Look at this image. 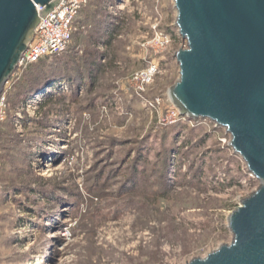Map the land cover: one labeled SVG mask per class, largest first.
Listing matches in <instances>:
<instances>
[{
    "label": "rangeland",
    "instance_id": "rangeland-1",
    "mask_svg": "<svg viewBox=\"0 0 264 264\" xmlns=\"http://www.w3.org/2000/svg\"><path fill=\"white\" fill-rule=\"evenodd\" d=\"M115 1L103 6L122 22L109 46L100 37L94 45V36L73 38L49 68L55 79L7 107L0 125V264H185L230 242L228 214L257 186L224 130L201 120L162 126L166 107L143 108L133 94V75L152 61L161 74L148 99H165L178 78L173 55L185 41L172 0H144L141 7L130 0L114 16ZM155 19L171 39L160 53L148 44ZM99 55L104 68H94L91 85L78 84L76 75ZM22 74L15 71L6 97ZM58 81L65 89L36 111H21ZM168 147L177 150L164 180ZM48 159L51 167L39 170ZM133 168L138 176L130 185ZM200 172L202 181L195 178ZM231 178L238 184L222 188Z\"/></svg>",
    "mask_w": 264,
    "mask_h": 264
},
{
    "label": "water",
    "instance_id": "water-1",
    "mask_svg": "<svg viewBox=\"0 0 264 264\" xmlns=\"http://www.w3.org/2000/svg\"><path fill=\"white\" fill-rule=\"evenodd\" d=\"M60 1L0 0V96L41 18ZM172 3L185 47L173 55L178 78L168 97L181 116L224 130L257 182L228 214L230 242L185 264H264V0ZM53 92L36 94L46 99Z\"/></svg>",
    "mask_w": 264,
    "mask_h": 264
},
{
    "label": "built area",
    "instance_id": "built-area-1",
    "mask_svg": "<svg viewBox=\"0 0 264 264\" xmlns=\"http://www.w3.org/2000/svg\"><path fill=\"white\" fill-rule=\"evenodd\" d=\"M89 1L90 0H61L51 13L41 18L40 23L35 31V35L31 43L28 45L27 50L23 53L17 68L23 69L44 58L53 57L64 53L71 43L73 33L77 30L79 14L81 10L89 3ZM132 1L141 7L144 0ZM129 3L130 0H116L115 5L109 6V10H113L114 16H116L118 13L124 11V9L128 7ZM120 5L122 6V9H119ZM37 10L40 11L41 8L37 7ZM151 29L154 33V38L148 44L157 50L155 53H160L170 44V36L158 30L157 19H155ZM159 74H161V71L158 64L154 61L150 62L144 70L136 72L131 79L132 90L134 92L133 94L137 97L143 108L150 109L158 113V110L162 106L166 107V113L162 126H170L182 123V121L183 123L186 121L191 123V120L180 115L179 110L171 103L168 93L165 99L161 96H156L152 99H148L146 97V92L152 86L155 78ZM47 86L45 87L47 92H57L59 90L65 89V84H62V82L59 81L50 84V88H47ZM43 100V98L38 97V94H35L30 99L25 101L24 106L21 107V111L26 109L25 111L27 113L29 110L34 112L39 106L43 105ZM7 107L6 94L5 91H3L0 96V125L6 120ZM17 123V130L18 132H21L19 129L21 128V123L24 122L22 121V117H20L19 114ZM40 163L41 164L38 168L39 170H42L44 169L41 166L43 161ZM249 176L254 179L252 175L249 174ZM255 188L246 193V196L253 192Z\"/></svg>",
    "mask_w": 264,
    "mask_h": 264
},
{
    "label": "trees",
    "instance_id": "trees-1",
    "mask_svg": "<svg viewBox=\"0 0 264 264\" xmlns=\"http://www.w3.org/2000/svg\"><path fill=\"white\" fill-rule=\"evenodd\" d=\"M93 1L94 0H90L89 3L81 10L82 12L85 9L87 10L89 6L93 7L92 19L90 23L87 26H84L83 28H80L79 24H77V30L73 33L72 39L75 38L76 40H78V39H84L87 37L94 36V38L91 40L92 44L94 45L96 44L97 39L100 37L103 39L102 43H104V45L107 47L110 45L113 39L116 38V34H118L119 32L120 25H122V22L120 21L118 24H116L118 22L117 18L114 19L112 16H106V12L103 9V6L105 3L109 1H114V0H95L94 2ZM63 54L64 53L53 56V57L44 58L34 64H31L21 69L23 72L22 78L20 77L19 79L15 80V83L12 84V86L14 87L13 92H10L9 94H7V97H6L7 106L9 105V109L16 106L17 99L20 96L22 95L28 96L32 92H35L38 87L40 88L42 85L55 79L54 78L55 76H53L51 73H48V71H49V68L50 70L51 68L54 69L53 68L54 66H52L53 65L52 63L54 62H55L54 64L60 63V57ZM103 56L107 58L106 54H103ZM99 59H100V55L97 58L95 57V59L93 60V63L86 64V67H87L86 73L81 72L82 71L81 70L80 73L76 75V78H78L77 80L78 84H84L88 80L90 81L89 82L90 85L92 84V82L95 80L94 73H93L94 68L97 67L96 69L98 71L104 68V66L102 65H97V62L99 61ZM85 63L86 62H84L83 65H85ZM16 70H18V68ZM12 76L10 77L9 81L12 79ZM20 90H21V93H20ZM177 127H179V125ZM174 150H177V149L172 150L171 147L165 148V153H164L165 158L162 163V175H163L162 177L164 180L167 179L166 173L170 167V164H169L170 152ZM178 169H179V166H178ZM200 169L202 170V167ZM137 174H138L137 168H133L127 180L130 185L131 184L133 185V183L137 181V176H138ZM201 174L202 173L200 172V174L195 175L196 179H200L199 181H202ZM235 184H238V180L231 178L227 183H224L221 186L222 188H225L226 186L229 187Z\"/></svg>",
    "mask_w": 264,
    "mask_h": 264
},
{
    "label": "crops",
    "instance_id": "crops-1",
    "mask_svg": "<svg viewBox=\"0 0 264 264\" xmlns=\"http://www.w3.org/2000/svg\"><path fill=\"white\" fill-rule=\"evenodd\" d=\"M92 13H93V7L89 6L87 10H83L80 12L78 17V24L80 28H83L84 26H87L91 19H92Z\"/></svg>",
    "mask_w": 264,
    "mask_h": 264
},
{
    "label": "bare ground",
    "instance_id": "bare-ground-1",
    "mask_svg": "<svg viewBox=\"0 0 264 264\" xmlns=\"http://www.w3.org/2000/svg\"><path fill=\"white\" fill-rule=\"evenodd\" d=\"M119 9H122V6H121V5L119 6ZM53 83H54V82H53ZM53 83H52V82L49 83L48 86H47V88H50L49 85H50V84H53ZM51 165H52V164H51V160L48 159V160L43 161V163H42L41 166H42L44 169H48L49 167H51ZM42 167H41V168H42Z\"/></svg>",
    "mask_w": 264,
    "mask_h": 264
}]
</instances>
